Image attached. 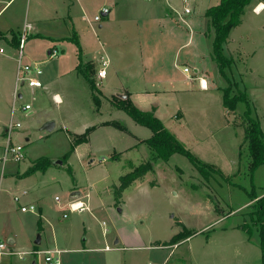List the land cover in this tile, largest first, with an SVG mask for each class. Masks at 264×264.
Instances as JSON below:
<instances>
[{
    "label": "rangeland",
    "instance_id": "1",
    "mask_svg": "<svg viewBox=\"0 0 264 264\" xmlns=\"http://www.w3.org/2000/svg\"><path fill=\"white\" fill-rule=\"evenodd\" d=\"M218 3L189 0L191 14L186 16L183 5L174 0L177 26L193 32L191 18ZM2 9L0 152L8 140V133L2 131L10 123L19 124L9 138L23 148L24 159L9 162L4 169L0 165V237L16 253L4 257L1 264H44L40 252L48 250L59 251L60 264H261L258 231L248 213L264 195V163L252 169L243 138L246 113L259 122L264 139V9L256 12L254 4L248 5L241 25L229 33L223 45L231 61L224 70L226 78L218 74L209 54L192 51L177 66L187 67L195 76L193 64L202 58L213 80L212 90L201 91L199 81L178 84L177 90L186 92L177 105L167 102L154 114L148 109L185 150L208 165L204 174L184 154L157 157L147 145L151 130L116 106L115 101L124 99L101 88L97 77L101 65L97 63L96 72L85 68L87 51L68 39L59 41L55 58L47 55L48 35L26 40L24 62L41 63L46 90L23 88L12 112L17 64L13 37L18 40L25 22L37 23L39 10L34 0H0ZM208 31L207 52L213 40L210 25ZM126 45V52L132 48L129 57L135 67L136 41ZM80 63L87 73L78 70ZM225 89L230 97L244 95L236 100L234 111L222 105ZM55 94L60 102L54 101ZM24 104L31 110L23 111ZM48 121L55 123L50 132L43 130ZM91 128L87 142L73 147L75 135ZM42 158L49 163L46 169L26 175ZM149 164L151 171L115 201L113 186L119 177ZM23 191L27 194L21 196ZM16 195L19 203L13 201ZM77 202L88 211L68 209V204ZM30 204L37 212L20 211L21 205ZM186 233L191 237L176 247L162 246Z\"/></svg>",
    "mask_w": 264,
    "mask_h": 264
},
{
    "label": "crops",
    "instance_id": "2",
    "mask_svg": "<svg viewBox=\"0 0 264 264\" xmlns=\"http://www.w3.org/2000/svg\"><path fill=\"white\" fill-rule=\"evenodd\" d=\"M179 1L182 4L181 0ZM34 2L39 11L35 15L37 23H24L30 26L28 38L42 39V34L48 35L46 39L51 41L47 52L49 55L51 49L58 50L57 44L62 43L59 42L61 39H68L71 42L74 35L82 50L87 51L83 54L85 65H89L96 72L97 63L101 68L102 62L107 64L105 77L99 78L101 88L116 98L122 99L121 96H124V99H128L143 112H148V109L152 108L154 114L167 106V102L177 105L181 94L186 92L177 90L178 84H188L199 81L200 78L207 88L201 89L199 86V89L212 90L213 80L208 75L207 66L202 58L198 64H195L196 62L193 64L195 76L190 73L184 74L183 69L180 70L177 66L181 58L184 59L195 50L202 49L205 56L209 54L211 58V44L210 51L207 52L205 42L207 35L209 39V22L204 17L208 8L199 17L191 18L193 32L188 33L177 26L174 0H34ZM251 4L255 5L256 12L257 8L264 6L262 0H255ZM102 9H107L108 13H102ZM2 11L3 9L0 13ZM99 14L101 19L94 21V17ZM37 27L39 29H36ZM42 28L46 29L45 32ZM130 40L136 41L135 67L129 57L132 48L129 47L126 52V43ZM211 64H215L212 58ZM99 70L100 68L97 71ZM14 80L15 74L12 78L11 96ZM148 87L154 90L150 91ZM42 88L46 90L45 84ZM53 99L60 102L56 94L53 95ZM153 102L156 103L154 106L151 104ZM2 133H5V129ZM93 161V159L88 161V165ZM23 192L27 194L26 191Z\"/></svg>",
    "mask_w": 264,
    "mask_h": 264
},
{
    "label": "trees",
    "instance_id": "3",
    "mask_svg": "<svg viewBox=\"0 0 264 264\" xmlns=\"http://www.w3.org/2000/svg\"><path fill=\"white\" fill-rule=\"evenodd\" d=\"M255 0H219L216 6L210 7L206 10L204 17L208 20L209 25L213 29V40L211 43V58L216 64L218 74L225 77L224 70L230 66L231 61L224 55L223 45L228 40L231 30L241 25V17L244 15L245 9ZM15 45H18V40L13 37ZM71 42L76 45L80 50L78 40L72 35ZM85 68L91 70L88 65ZM84 68V69H85ZM81 63L78 65V70L84 72ZM86 72V71H85ZM87 73V72H86ZM92 88L94 85L89 80ZM243 100L244 95L232 96L229 95V89H225L222 97V105L224 108L234 111L236 100ZM116 106L124 110L135 122L143 126H147L151 132L152 137L147 140L148 147L155 153L157 157L167 158L172 153L184 154L191 160L194 165L201 170L204 174L209 168L208 165L197 160L190 152L184 149L179 141L169 133L160 120L155 118L149 112H143L137 109L128 99L115 101ZM247 119V126L244 129L243 142H247L249 155L252 159V169H256L258 166L264 163V139L260 124L257 120L250 118L245 113ZM243 115V116H244ZM91 129H88L83 135H75V141L72 146L76 147L80 144L86 143ZM71 146V148H72ZM70 148V150H72ZM67 153V158L70 155ZM155 156V157H156ZM48 161L44 158L39 159L38 162L32 165L27 171L26 175L33 174L37 171H44L48 166ZM149 168L145 165L134 167L130 172L122 175L118 179V185L113 186V198L115 201H119L123 192L128 189L135 182L142 180L146 176L147 172L152 169L151 164ZM69 170V169H68ZM231 176L226 177L229 180ZM248 215L252 221V225L257 228L259 235V249L261 254V264H264V195L256 199L255 203L250 206ZM40 224V222H38ZM41 225V224H40ZM191 237L190 234L173 236L169 242L164 243L162 246H171L184 241Z\"/></svg>",
    "mask_w": 264,
    "mask_h": 264
},
{
    "label": "built area",
    "instance_id": "4",
    "mask_svg": "<svg viewBox=\"0 0 264 264\" xmlns=\"http://www.w3.org/2000/svg\"><path fill=\"white\" fill-rule=\"evenodd\" d=\"M181 2L183 5V14L186 16L190 15L191 10L187 7L188 0H181ZM102 13L106 14L108 13V10L102 9ZM100 19H101V14L94 17V21H99ZM29 30H30V26L25 24L24 27L22 28V32L19 34V37H18L17 57H16L17 64H16V71H15L14 89H13V95H12V112L15 111V103L18 100L22 99V89L23 88H27L30 90H37L43 87V83L41 81V76L43 74V71L41 69V63L40 62H24V52L23 51H24L26 40L28 38ZM58 55H59V51L57 49H51L48 56L49 58H55ZM106 67H107V64L105 62H102V68L97 72L98 78L105 77ZM183 73L188 74L190 73V70L187 67H184ZM198 79H199L200 88L206 89L207 87H206L205 82H203V80H201L200 78ZM21 109L23 111H30L31 106L29 104H24L21 107ZM15 127L16 128L19 127V124L10 123L8 127H5V132L8 133V140L4 144V146L1 147L0 165L2 169H4L6 167V164H8L9 162L19 163L24 159L23 148L21 146H14L11 143V140L9 138V133ZM23 195H25V192H23L21 196ZM13 201L16 203H19L20 195L14 196ZM54 201L56 203H59V198L55 197ZM68 209L72 212H77V213L88 211V207L83 202L70 203L68 204ZM20 211L22 213H35L37 212V208L33 204L21 205ZM66 217L67 216L64 214L63 218H66ZM176 246L177 245H173V247H176ZM40 253L44 255V264H60L59 257H58L59 251H43ZM14 255H16V253L12 252L7 247V245L4 243L2 238L0 237V264L2 263V260L4 257H10ZM162 264H165V263H162Z\"/></svg>",
    "mask_w": 264,
    "mask_h": 264
},
{
    "label": "water",
    "instance_id": "5",
    "mask_svg": "<svg viewBox=\"0 0 264 264\" xmlns=\"http://www.w3.org/2000/svg\"><path fill=\"white\" fill-rule=\"evenodd\" d=\"M122 99H124V96H121ZM55 123L53 121H48L47 123H45V125L43 126V130L50 132L54 129ZM58 164H61L60 162H58ZM74 195H78L79 193H73ZM40 243V238L38 237L37 240L35 241V245H39ZM117 242H115L116 244Z\"/></svg>",
    "mask_w": 264,
    "mask_h": 264
},
{
    "label": "bare ground",
    "instance_id": "6",
    "mask_svg": "<svg viewBox=\"0 0 264 264\" xmlns=\"http://www.w3.org/2000/svg\"><path fill=\"white\" fill-rule=\"evenodd\" d=\"M264 9V6H260L259 8H257V12L262 11Z\"/></svg>",
    "mask_w": 264,
    "mask_h": 264
}]
</instances>
